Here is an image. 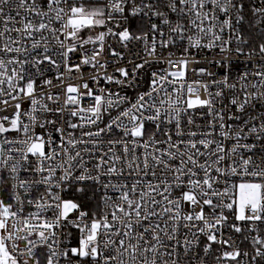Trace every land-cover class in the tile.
Returning <instances> with one entry per match:
<instances>
[{
  "label": "snow or ice",
  "instance_id": "snow-or-ice-1",
  "mask_svg": "<svg viewBox=\"0 0 264 264\" xmlns=\"http://www.w3.org/2000/svg\"><path fill=\"white\" fill-rule=\"evenodd\" d=\"M165 28L169 38L157 41ZM173 34L221 52L235 43L237 55L255 58L230 101L238 114L229 119L241 125L226 126L216 111L222 90L185 82L184 58L167 61L178 71L153 73L134 102L96 94L86 82L68 85L64 105L75 106L70 116L80 123L40 120V112L65 111L42 103L58 95L37 93L53 83L46 66L67 67L80 50L82 64L103 68L109 36L125 46L142 41L155 56L158 42L175 43ZM88 44L98 46L91 55ZM117 71L123 79H105L135 87L134 74ZM222 84L236 88L227 78ZM83 96L92 103L81 106ZM25 99L30 109L22 112ZM0 105L14 109L0 115V264H264V0H0ZM197 108L212 117L206 127L196 123ZM85 128L79 137L69 131ZM217 135L234 143L226 148ZM68 228L80 233L74 246L65 243Z\"/></svg>",
  "mask_w": 264,
  "mask_h": 264
},
{
  "label": "built area",
  "instance_id": "built-area-1",
  "mask_svg": "<svg viewBox=\"0 0 264 264\" xmlns=\"http://www.w3.org/2000/svg\"><path fill=\"white\" fill-rule=\"evenodd\" d=\"M223 18V17H222ZM132 30H135V25H133ZM105 31L103 28H97L95 32ZM165 35L163 37L157 36V41L161 39H168L167 29H164ZM89 33L87 31L83 32V36H87ZM93 35L95 33H92ZM229 32L225 31L222 33L223 39H228ZM15 36L16 34L13 33ZM173 38L175 39V43L170 44L166 48H162L157 43L156 55L148 56L145 51L144 42L138 40H132L125 42L122 44L115 37H107L104 49L101 55L98 57L100 64H103L104 67L101 68L99 66L93 67L92 65H84L81 63L84 53L78 50L75 53L71 54V58L65 63H60L58 59V63H60L59 69L46 66L45 76L44 78L52 80V85H45L43 87L37 88V93L44 94H52L58 95L59 101L53 102L51 100H47L46 96L42 103H46L50 108H65L63 113H52V112H40L39 118L41 121L43 120H51V119H59L61 124L64 125L65 120H70L74 123H80L77 117L70 116L69 109H74L75 106H67L64 105L65 100V92L68 85L80 86L85 82L89 85L94 93L101 94L100 90L103 89L105 93H118L120 96H127L130 101H135L136 97L139 94L145 93L150 90V81L152 80L153 73H162L166 74L170 71H178V67L170 66L167 62L169 59L176 61L181 58L189 60L186 74H185V82L188 84H193L194 87L197 85L194 83L196 81L206 83L209 85V91L215 93L216 91L222 90V96L216 98L215 109L217 112L224 116L225 125H232L233 127L241 125V120H232L229 119L230 116L237 115V111L235 106L230 104L231 99L234 96L241 95V85L242 81L240 77L246 71H252L255 67V58L253 60H249L245 55H237L235 52V43L231 45L233 49L229 52H221L219 47L215 48H195L190 47L187 40H182L179 37H175L173 34ZM151 40V35L149 36V42ZM30 45V41L27 42ZM203 43H208V40L205 39ZM218 44L220 42H217ZM88 49V55H91V50L94 47H98L97 45L88 44L85 46ZM185 48L188 49L185 52ZM113 50L120 53V56L117 57L113 55ZM247 51V49H245ZM144 60L150 61V63L146 64L145 67L136 70L135 65L138 63H143ZM80 64L79 70H75V65ZM68 67L73 68V71L69 72L67 70ZM51 68V70H47ZM118 68H125L128 70L130 77L135 76V79L131 82L135 84V87H128L125 85L117 84L115 82H109L105 79L106 76H112L115 79H123L120 76V73L117 71ZM200 69H203L204 72L201 73ZM58 73H63V80L57 79ZM97 77V79H93V77ZM227 78L229 84H235L236 88H229L222 84V82ZM43 79V78H42ZM42 79L38 80V84H42ZM172 79V77H169ZM255 78L249 76V81H253ZM80 93L86 92V90L82 87L79 88ZM72 95H77L73 93ZM201 98H207L208 93L201 88L200 91ZM112 99H116V97H112ZM12 103H15L13 101ZM92 103L90 97L83 96L81 97V106H88ZM3 105H0L2 108ZM124 107V105H122ZM30 109V101L25 99L21 103V111H28ZM14 109L9 108L7 112H0V115H11ZM115 115V110L112 112ZM193 115L196 120L197 125L207 126V123L212 119V117L208 114L207 108H197L193 110ZM247 117H242V119H246ZM108 117L105 115L104 121L107 122ZM183 123V121H182ZM66 126V125H64ZM100 126H103V122ZM51 127V125H49ZM171 127V126H169ZM146 128L149 132L153 130L152 125L149 123L146 125ZM88 129H76L69 131H74L77 137L80 136L81 131H87ZM95 130V127L92 128ZM37 131H41L39 128ZM14 135V134H13ZM87 139V137H85ZM99 139H103L104 143L99 145L101 151H107V137H101ZM216 139L221 140L226 148H230L234 141L225 140L219 135L216 136ZM253 142V137H249L248 141H242V143H250ZM91 147V145H88ZM79 147V146H78ZM117 154L120 153V147L116 146ZM138 153H142L143 149H138ZM99 153H95L94 155H98ZM86 159H89L88 156H85ZM236 180L235 177L232 178ZM66 196H71V191L65 193ZM65 232L70 233L65 238V243L70 246H74L78 243L80 233L75 228L65 229Z\"/></svg>",
  "mask_w": 264,
  "mask_h": 264
},
{
  "label": "rangeland",
  "instance_id": "rangeland-1",
  "mask_svg": "<svg viewBox=\"0 0 264 264\" xmlns=\"http://www.w3.org/2000/svg\"><path fill=\"white\" fill-rule=\"evenodd\" d=\"M81 35H82V33H81Z\"/></svg>",
  "mask_w": 264,
  "mask_h": 264
}]
</instances>
